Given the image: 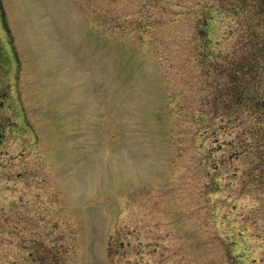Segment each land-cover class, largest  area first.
<instances>
[{
    "label": "rangeland",
    "instance_id": "1",
    "mask_svg": "<svg viewBox=\"0 0 264 264\" xmlns=\"http://www.w3.org/2000/svg\"><path fill=\"white\" fill-rule=\"evenodd\" d=\"M218 4L0 0V264H264V112L199 51ZM252 25L209 24L220 64L264 59Z\"/></svg>",
    "mask_w": 264,
    "mask_h": 264
},
{
    "label": "trees",
    "instance_id": "2",
    "mask_svg": "<svg viewBox=\"0 0 264 264\" xmlns=\"http://www.w3.org/2000/svg\"><path fill=\"white\" fill-rule=\"evenodd\" d=\"M224 2L226 5L221 4L220 6V4H218L212 12L208 8H206V12H204L203 18L199 19V36L201 41V48L199 49V51H203V63H206L208 67V75L211 70H213L214 73H219L221 75L226 74L225 80L228 83L225 87V91L227 92L226 95L231 96L233 99L229 103L224 104L225 108L230 111L233 110L235 106L242 107L249 101V104H253L259 110L264 112V97H260L263 96L264 93H260L259 89H257V93L254 94V92L252 91L253 88L249 83L248 76L249 74H254L256 70L258 73L264 72V59L256 55L246 53L244 58H240L238 61L235 60L236 62H227L228 58H224V62H226V65L224 64V62L223 64H220V54L218 56L215 51L212 50L210 41L208 40L206 34V29L208 28L209 24L216 18L220 19L221 16L226 18H228V15H245L251 17L252 14V17H256V15H259L264 18V0H224ZM237 4L241 6L239 9H237L236 7ZM223 10H226L225 15L223 14ZM252 27L253 25L250 26L248 34L250 40L243 43L246 47L250 48L251 53L254 49H252V47L255 46L253 37H255L257 43L259 42V35L254 32L255 29H252ZM200 30H203L202 34ZM244 30L246 33L247 29ZM263 30V28H260L258 33L263 34ZM239 31H242V28H240ZM228 33L233 34L234 31H230ZM217 44L219 46L221 44L220 41H218ZM255 48H257V52L260 54L264 51V47L260 45L255 46ZM209 63H211V65ZM208 82L210 81L208 80ZM211 83H214V81H212Z\"/></svg>",
    "mask_w": 264,
    "mask_h": 264
}]
</instances>
